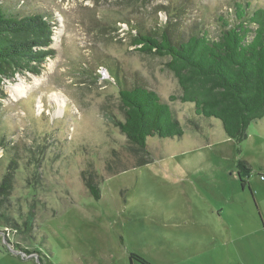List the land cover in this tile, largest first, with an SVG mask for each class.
<instances>
[{
    "label": "rangeland",
    "instance_id": "obj_1",
    "mask_svg": "<svg viewBox=\"0 0 264 264\" xmlns=\"http://www.w3.org/2000/svg\"><path fill=\"white\" fill-rule=\"evenodd\" d=\"M235 1L264 7V0H1L9 11L52 20L55 56L39 75L1 84L0 180L9 160L17 164L8 171L0 264H264V116L235 142L218 119L179 99L167 58L134 45L131 30L167 26L216 38L218 18H231ZM100 66L155 91L180 122L181 137L147 138L152 162L124 169L131 150L115 125L123 120L118 86ZM240 159L250 167L244 185ZM87 163L98 199L84 185ZM107 163L123 170L106 174Z\"/></svg>",
    "mask_w": 264,
    "mask_h": 264
},
{
    "label": "trees",
    "instance_id": "obj_2",
    "mask_svg": "<svg viewBox=\"0 0 264 264\" xmlns=\"http://www.w3.org/2000/svg\"><path fill=\"white\" fill-rule=\"evenodd\" d=\"M232 11L231 18H218L216 38L201 30L183 36L167 26L159 28L157 34L137 26L131 30L135 31L134 45L167 58L166 64L180 86L179 99L193 103L197 115L218 119L224 133L240 143L246 138L248 126L264 116V7L235 1ZM53 28L54 23L44 13L12 12L0 0V100L6 97L1 89L4 80L25 72L39 75L42 64L55 56ZM100 68L118 86L123 120H116L115 125L131 150L125 156L130 164L124 169L152 162L147 138L181 137L180 122L155 91L141 84L129 86L116 72ZM189 121L194 129L200 128L196 118ZM16 164L9 160L7 173L0 180V220L4 222L10 221L8 194L13 185L8 171ZM91 166L87 163L81 174L89 194L98 199L99 182H94L96 175L92 174ZM236 167L244 185L250 167L241 159ZM107 168L106 174L123 170Z\"/></svg>",
    "mask_w": 264,
    "mask_h": 264
},
{
    "label": "bare ground",
    "instance_id": "obj_3",
    "mask_svg": "<svg viewBox=\"0 0 264 264\" xmlns=\"http://www.w3.org/2000/svg\"><path fill=\"white\" fill-rule=\"evenodd\" d=\"M13 93L15 96H21V93H22V89H21V86H15L13 88ZM60 98V97H59ZM60 100V99H59ZM58 101V100H57Z\"/></svg>",
    "mask_w": 264,
    "mask_h": 264
},
{
    "label": "water",
    "instance_id": "obj_4",
    "mask_svg": "<svg viewBox=\"0 0 264 264\" xmlns=\"http://www.w3.org/2000/svg\"><path fill=\"white\" fill-rule=\"evenodd\" d=\"M131 264V263H130Z\"/></svg>",
    "mask_w": 264,
    "mask_h": 264
}]
</instances>
